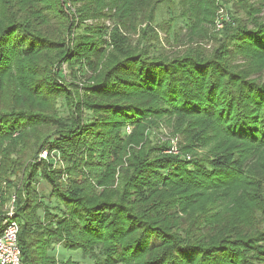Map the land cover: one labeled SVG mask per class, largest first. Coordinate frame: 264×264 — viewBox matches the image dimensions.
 Here are the masks:
<instances>
[{"label": "trees", "instance_id": "1", "mask_svg": "<svg viewBox=\"0 0 264 264\" xmlns=\"http://www.w3.org/2000/svg\"><path fill=\"white\" fill-rule=\"evenodd\" d=\"M216 1L0 0V226L14 197L22 264H264V0L210 49L155 33L180 46ZM165 119L178 156L150 140Z\"/></svg>", "mask_w": 264, "mask_h": 264}, {"label": "rangeland", "instance_id": "2", "mask_svg": "<svg viewBox=\"0 0 264 264\" xmlns=\"http://www.w3.org/2000/svg\"><path fill=\"white\" fill-rule=\"evenodd\" d=\"M250 4L251 3H255L258 0H247ZM239 1L238 0H217L216 1V10H215V14L213 16V18L211 19V23L209 25L204 24L203 25V29H200L198 31H196V34L194 36L191 37V35L189 36L188 33H186L187 31L185 29H182V18H179L178 20V24L177 26L175 25V30L177 31V29L181 30V34H184L179 42H180V46H176L173 45L172 43L175 42L174 40H170V42L168 41V34L166 32H164L163 30H161L159 27L158 29H155V33L158 37V42H159V46H162L164 48V51L169 53V52H175V51H186L187 47H196V46H201L204 49H210L213 47V45H215L214 43V38L216 35H218V33L223 30L224 26L222 27V25H217V23L220 20H224L225 24L229 22V14H232L234 16H239ZM178 13H175L174 16H177ZM163 18L164 19V27H168L169 24H171V22H168V15H163L162 17H159V20ZM96 21L95 20H87L85 21V24L88 25H93L95 24ZM159 24V22H158ZM106 25H109V22H106ZM140 28H143L140 27ZM139 34V30L137 29L136 32V36H133V38L135 40L138 39V35ZM206 36V37H205ZM205 37V39H204ZM217 37V36H216ZM174 41V42H173ZM169 42V44H168ZM237 65H239V63H235ZM59 105V110L60 113L62 115L65 114V108L63 107V101L60 100L58 102ZM84 117L87 115V113H83ZM172 120H168L165 119L163 121H159L157 122L156 125H153V127L150 128V133H151V138L150 140L155 144H160V143H164L166 144V146L169 148V146L172 145L173 147H175L178 152L175 153H171L173 156H178L180 154V148L183 147L186 144V140H185V136L181 133L178 132V129L176 126L177 125H173ZM181 126H185V124H181ZM131 132L130 127H127L125 129V133L129 134ZM213 145V144H212ZM214 146V145H213ZM196 153H201V150L195 149ZM186 160H191L192 156L191 154H186ZM6 184L5 182H0V191L3 190V188H5ZM44 186L41 183V186L38 185V190L39 191H43V193H45L44 190ZM1 195V193H0ZM9 206V205H8ZM7 206L4 207V210H7ZM55 253H56V258L60 261L63 259H74V260H80V252H71L68 250H64L61 247H59L58 249H55Z\"/></svg>", "mask_w": 264, "mask_h": 264}, {"label": "built area", "instance_id": "3", "mask_svg": "<svg viewBox=\"0 0 264 264\" xmlns=\"http://www.w3.org/2000/svg\"><path fill=\"white\" fill-rule=\"evenodd\" d=\"M224 23V20H220L217 25H222L223 27ZM60 71L63 76L67 78L68 70L65 65L60 67ZM171 145L169 146L170 150L168 153L178 152V150ZM38 158L46 160L47 152H41ZM13 203L14 197L7 208L5 219L0 226V264H22L21 252L18 244L19 226L16 220H14Z\"/></svg>", "mask_w": 264, "mask_h": 264}, {"label": "crops", "instance_id": "4", "mask_svg": "<svg viewBox=\"0 0 264 264\" xmlns=\"http://www.w3.org/2000/svg\"><path fill=\"white\" fill-rule=\"evenodd\" d=\"M59 247H57V249H58ZM77 260V259H76Z\"/></svg>", "mask_w": 264, "mask_h": 264}]
</instances>
